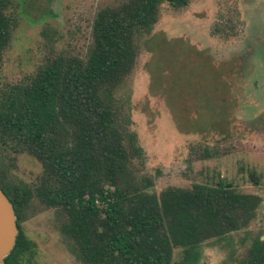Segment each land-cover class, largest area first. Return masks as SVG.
Listing matches in <instances>:
<instances>
[{
  "label": "trees",
  "instance_id": "16d2710c",
  "mask_svg": "<svg viewBox=\"0 0 264 264\" xmlns=\"http://www.w3.org/2000/svg\"><path fill=\"white\" fill-rule=\"evenodd\" d=\"M191 2L117 0L97 12L85 53H51L35 73L5 84L18 0H0V144L43 166L38 182L29 185L15 181L0 162V187L19 228L5 264H22L32 251L22 224L38 207L55 210L56 227L81 264H200L205 244L248 229L256 219L262 198L230 183L155 192L130 110L117 96L162 5L182 9ZM221 28L217 24L215 32ZM222 153L191 148L200 161ZM235 264H264V238H255Z\"/></svg>",
  "mask_w": 264,
  "mask_h": 264
},
{
  "label": "rangeland",
  "instance_id": "374dc122",
  "mask_svg": "<svg viewBox=\"0 0 264 264\" xmlns=\"http://www.w3.org/2000/svg\"><path fill=\"white\" fill-rule=\"evenodd\" d=\"M116 1L18 0L2 82H21L51 53H85L97 12ZM117 96L130 110L155 192L222 181L262 198L248 229L201 248L200 264H235L255 238H264V0L163 4ZM193 146L224 153L195 160ZM0 162L17 182L35 185L43 174L35 158L2 144ZM22 228L33 244L22 264H81L56 227L54 209L38 207Z\"/></svg>",
  "mask_w": 264,
  "mask_h": 264
},
{
  "label": "water",
  "instance_id": "95a60500",
  "mask_svg": "<svg viewBox=\"0 0 264 264\" xmlns=\"http://www.w3.org/2000/svg\"><path fill=\"white\" fill-rule=\"evenodd\" d=\"M18 234L14 206L0 187V264H5V259L14 250Z\"/></svg>",
  "mask_w": 264,
  "mask_h": 264
}]
</instances>
